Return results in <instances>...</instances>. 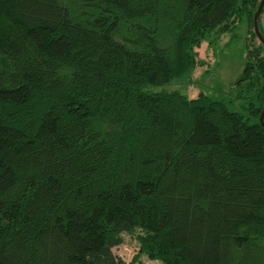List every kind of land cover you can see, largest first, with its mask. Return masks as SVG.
Here are the masks:
<instances>
[{
	"label": "trees",
	"instance_id": "trees-1",
	"mask_svg": "<svg viewBox=\"0 0 264 264\" xmlns=\"http://www.w3.org/2000/svg\"><path fill=\"white\" fill-rule=\"evenodd\" d=\"M261 2L0 0V264H264V44L241 111L145 91Z\"/></svg>",
	"mask_w": 264,
	"mask_h": 264
},
{
	"label": "rangeland",
	"instance_id": "rangeland-1",
	"mask_svg": "<svg viewBox=\"0 0 264 264\" xmlns=\"http://www.w3.org/2000/svg\"><path fill=\"white\" fill-rule=\"evenodd\" d=\"M260 43L258 36L255 39L252 37L246 23L238 24L227 34H212L195 48L197 65L190 75L162 86H148L145 91L178 93L189 99L203 95L241 111V102L236 99L235 84L246 64L247 46L254 47ZM136 248L138 245L135 240L128 237L126 245L118 250V254L130 260ZM142 258L146 259L144 255Z\"/></svg>",
	"mask_w": 264,
	"mask_h": 264
},
{
	"label": "water",
	"instance_id": "water-1",
	"mask_svg": "<svg viewBox=\"0 0 264 264\" xmlns=\"http://www.w3.org/2000/svg\"><path fill=\"white\" fill-rule=\"evenodd\" d=\"M263 9H264V0H262V2H261L260 6H259V8L255 14L254 25H255V31H256V34H257L259 40L264 44V37L262 36L260 28H259V19H260V16H261ZM261 123L264 126V109H263V112L261 115Z\"/></svg>",
	"mask_w": 264,
	"mask_h": 264
},
{
	"label": "built area",
	"instance_id": "built-area-1",
	"mask_svg": "<svg viewBox=\"0 0 264 264\" xmlns=\"http://www.w3.org/2000/svg\"><path fill=\"white\" fill-rule=\"evenodd\" d=\"M134 256V255H133ZM126 260V259H125ZM127 264H165L159 260H144L142 263L140 261L126 260Z\"/></svg>",
	"mask_w": 264,
	"mask_h": 264
}]
</instances>
